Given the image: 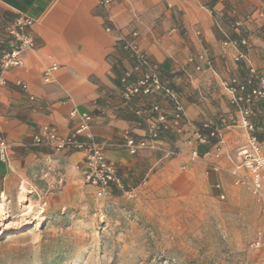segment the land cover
<instances>
[{
    "label": "crops",
    "instance_id": "obj_1",
    "mask_svg": "<svg viewBox=\"0 0 264 264\" xmlns=\"http://www.w3.org/2000/svg\"><path fill=\"white\" fill-rule=\"evenodd\" d=\"M254 8L264 10V0H0V55L16 45L10 30L18 19L33 21L27 32L38 45L23 53V67L3 74L0 137L7 150L5 160L0 155V199L11 200L17 188L42 192L43 172L53 181L64 175L66 188L78 185L84 154L57 152L35 138L44 127L67 137L78 128L80 116L89 114L93 138L117 168L121 186H114L112 193H135L154 205L148 209V224L157 247L182 259L190 249L180 242L182 235L196 233L209 240L208 234L227 229L232 260L240 258L238 252L251 243L252 232L264 231V213L246 189L236 187L233 172L251 136L264 145V104L256 100L242 105L255 128L251 133L224 82L244 80L250 67L264 70V30L250 35L246 48L223 37L227 33L234 39L241 30H254L248 23L235 30L231 25L234 17ZM134 32L140 34L146 63L127 49ZM54 64L59 69L46 82L44 72ZM153 68L177 92L189 125L186 135L166 134L157 149L132 156L125 135L137 140L145 136V108L158 104L170 113L171 106L160 93L126 100L120 80L127 72H134L135 79ZM205 122L221 126V143L191 159L186 139ZM174 148L179 153L166 159ZM211 177L220 197L228 191L226 204L211 193ZM216 242L217 248L225 246L220 237ZM198 253H189V263L210 254Z\"/></svg>",
    "mask_w": 264,
    "mask_h": 264
},
{
    "label": "rangeland",
    "instance_id": "obj_2",
    "mask_svg": "<svg viewBox=\"0 0 264 264\" xmlns=\"http://www.w3.org/2000/svg\"><path fill=\"white\" fill-rule=\"evenodd\" d=\"M257 10L258 8H254L240 18L234 17L236 20L231 22L232 30L237 28L236 23H248L247 17ZM228 18L229 21L233 19ZM252 25L254 30H241V36L237 39L248 40L250 35L264 30V22L259 21ZM223 39L228 41L232 38L226 33ZM6 51L3 50L2 54ZM191 59L193 61L190 63H195V58ZM153 70L156 71L154 68ZM170 89L177 94L173 88ZM165 98L168 100L166 96ZM168 102L171 111L165 112L172 116L173 105L169 100ZM149 107L150 105L145 108L147 117ZM147 117L144 118L145 136L141 139H147L148 136ZM139 123L143 124V121L139 120ZM209 124L221 131V126ZM166 134L183 136L168 131L161 135L159 141ZM130 136L134 138L133 135ZM188 138L185 143L189 145ZM214 140L217 144L221 140L220 136ZM158 142L154 149L147 150L157 149ZM169 152L172 155H167ZM178 153L177 148L170 149L166 152V159L174 158ZM43 173L41 178L45 186L42 192L30 193L26 189L17 188L11 200L8 196L0 199V264H264V231L252 232L249 241L251 243L239 250L240 258L236 261L232 260L233 251L226 246V238L229 236L227 229L208 234L209 240L200 238V234L186 233L180 235V242L190 249L184 253V257L181 256L182 259H178L155 245L153 232L148 224V209L154 205L149 204L147 199H138L135 193L125 196L111 193L100 198L92 187L84 183L83 178L78 185L71 188H66L65 182L62 190L50 194L47 193L49 179H44ZM210 179L213 186L211 193L219 196L217 201L220 204H226L228 191L224 190L226 197L221 199L220 189L216 187L212 177ZM236 187L246 189L251 195L246 187ZM219 237L225 243L224 247L221 244V248H217L216 241ZM257 240H261L262 245L259 248L252 247ZM202 251L210 254L189 263L190 252L195 256ZM215 252L222 255H212Z\"/></svg>",
    "mask_w": 264,
    "mask_h": 264
},
{
    "label": "built area",
    "instance_id": "obj_3",
    "mask_svg": "<svg viewBox=\"0 0 264 264\" xmlns=\"http://www.w3.org/2000/svg\"><path fill=\"white\" fill-rule=\"evenodd\" d=\"M254 24L264 22V10H257L250 14L246 20ZM33 25L30 19H18L12 26L10 34L13 35L16 45L9 51L0 55V88L4 84L3 74L14 68L24 66L23 53L27 50H34L38 45L35 39L27 32ZM237 28L241 26L236 24ZM139 32L133 33V40L127 44V49L138 59L140 63H146L145 55L139 50ZM232 43L235 46H248V40L241 39L239 42ZM243 56L240 54L237 60ZM191 62L193 59L190 60ZM59 69L58 65H52L44 72L46 82L50 81L54 72ZM137 69V68H136ZM135 69V70H136ZM200 71L201 67L197 66ZM134 72H127L120 80L123 89V96L126 100L135 97H149L155 94H164L173 105V115L169 116L167 112L158 104H151L146 119L147 139L136 140L129 134L125 135V147L131 155H136L139 151L154 149L156 143L160 140L164 132L173 131L177 134H186V127L189 123L186 121L185 113L178 95L170 88L165 86L159 74L154 71H148L134 79ZM224 87L233 95L232 103L241 108L243 123L249 130L254 132V125L247 120L249 111L243 109L242 105L252 104L254 101H261L264 104V70H257L250 67L248 76L244 80L232 78L224 82ZM26 89V86H23ZM147 112V111H146ZM143 111H137V115L142 117ZM93 118L89 114H82L78 128L74 133L67 137L59 135L54 127H44L39 136L35 138L37 144L50 146L57 152H80L84 154L82 164L84 183L92 187L97 197H105L112 193L114 186H121L117 174L116 166L111 163L105 155L104 146L97 142L91 134V123ZM204 130L209 133H202L197 127L192 136L188 138V143L192 150L191 159H198L209 153L210 140L219 138V130L212 129L209 123L202 125ZM221 143L219 140L217 144ZM7 143L0 137V155L3 160L6 159ZM167 155H172L168 153ZM240 162L233 175L235 176V185L246 187L255 200L262 205L264 213V145L261 144L255 136L250 137L247 145L239 151ZM241 171L244 174H241ZM44 179H49L47 193H57L65 185L64 175H58L54 181L50 180L49 172L43 173ZM221 199H225L222 195ZM262 245L261 240H257L252 247L259 248Z\"/></svg>",
    "mask_w": 264,
    "mask_h": 264
},
{
    "label": "trees",
    "instance_id": "obj_4",
    "mask_svg": "<svg viewBox=\"0 0 264 264\" xmlns=\"http://www.w3.org/2000/svg\"><path fill=\"white\" fill-rule=\"evenodd\" d=\"M230 41H234V42H239L240 41V39H237V38H234V39H230ZM121 86V85H120ZM169 88V87H168ZM199 127V128H198ZM197 128L202 132V133H209V131H207V130H204L203 129V127L200 125V126H198ZM212 128V127H211ZM212 129H214V128H212ZM215 140L214 139H212V140H210V145H214L215 144Z\"/></svg>",
    "mask_w": 264,
    "mask_h": 264
}]
</instances>
